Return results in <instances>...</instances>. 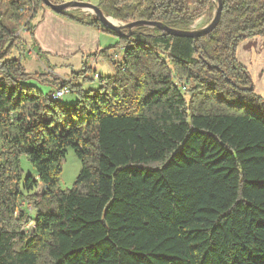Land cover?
Returning a JSON list of instances; mask_svg holds the SVG:
<instances>
[{
    "label": "trees",
    "instance_id": "trees-1",
    "mask_svg": "<svg viewBox=\"0 0 264 264\" xmlns=\"http://www.w3.org/2000/svg\"><path fill=\"white\" fill-rule=\"evenodd\" d=\"M213 2L98 7L122 24L188 30ZM44 8H0V264H264V97L236 57L264 38V0H222L217 25L197 37L148 26L118 35L94 15L59 13L118 39L119 60L99 52L114 73L95 89L75 82L84 62L75 81L43 90L12 54L19 26L33 38ZM61 88L71 104L52 98ZM69 148L81 169L61 189ZM22 157L34 172L23 174Z\"/></svg>",
    "mask_w": 264,
    "mask_h": 264
},
{
    "label": "rangeland",
    "instance_id": "rangeland-1",
    "mask_svg": "<svg viewBox=\"0 0 264 264\" xmlns=\"http://www.w3.org/2000/svg\"><path fill=\"white\" fill-rule=\"evenodd\" d=\"M82 2L98 6L99 0H82ZM213 3L214 4H212V11H207L202 14V16L194 22L190 29H198L205 26L211 21L215 9V2ZM6 7L7 0H0V8L2 10H6ZM47 9L49 8L46 7L42 11ZM42 11L36 16L34 24L41 19ZM8 21V19H5L4 23L9 27L12 24ZM118 22V24H122L120 21ZM16 35L21 37L19 38V47L21 48H14L12 54L14 56L18 55L23 60L25 71L32 77V84L39 86L43 90H46L47 86H49V88H52L55 81H57L56 79L62 81L76 80L78 76L74 75V72H79L83 68L84 64L82 65L81 62H83L84 60L80 59L78 56L73 58L53 56L47 51L39 50V48L33 43V38H31L30 34L24 30L23 26H19V30ZM103 35H106L108 39L110 38V42H112L110 46L105 47L108 48V54H110L114 60H119L122 51L120 47L116 48V44L118 42L117 37L107 33H104ZM7 45L8 42L5 43L4 47H6ZM236 57L239 62L243 64L249 71L255 92L264 97V38L256 36L245 40L238 46ZM60 59H68V62H65L64 65H62ZM94 60L95 58L93 57V55L89 56L87 60L88 68H86L87 71L85 73V76L88 81L86 83H82V81L86 79L82 77H79V79L75 81L81 84L83 88L95 89L97 87L98 80L93 78L94 74H99V77H107L112 74V65L107 58H104L102 56L99 57L95 62ZM75 99L76 95L74 93L67 92L63 95L61 101L63 103L71 104ZM21 168L24 175L34 172V170L31 168L24 157L21 158ZM80 169L81 162L77 159L70 148L67 149L66 156L61 164V174L59 176L58 187L61 189L70 188L75 181ZM41 190L42 187L41 185H39V187L35 191L40 192ZM22 209H26V211L30 212V214L33 212L32 208H30L26 204V202L22 203ZM29 226L30 225H27L26 227Z\"/></svg>",
    "mask_w": 264,
    "mask_h": 264
},
{
    "label": "crops",
    "instance_id": "crops-1",
    "mask_svg": "<svg viewBox=\"0 0 264 264\" xmlns=\"http://www.w3.org/2000/svg\"><path fill=\"white\" fill-rule=\"evenodd\" d=\"M64 14L81 17V15L86 16L90 13L83 9L70 8L65 10ZM104 33L100 29L79 24L47 9L42 11L41 19L35 26L33 43L39 50L47 51L53 56L69 58L78 56L84 60L81 62L83 65L84 62L87 63L89 55H93L95 62L99 57H102L99 52L111 45L110 38L103 35ZM68 59H60L62 65L68 62ZM113 73L114 71L109 76H112Z\"/></svg>",
    "mask_w": 264,
    "mask_h": 264
},
{
    "label": "water",
    "instance_id": "water-1",
    "mask_svg": "<svg viewBox=\"0 0 264 264\" xmlns=\"http://www.w3.org/2000/svg\"><path fill=\"white\" fill-rule=\"evenodd\" d=\"M215 9H214V14L213 18L209 23H207L205 26L196 28V29H188V30H179V29H174L171 27H168L166 25H163L162 23L159 22H154V21H135V22H130L127 24H118L119 22L115 19H113L110 16L104 15L101 9L98 6L85 3L82 1H63L62 3L59 4H53L49 0H42L44 5L48 7L51 11L59 14V13H64L65 10L70 9V8H78V9H83L87 11L90 14H93L99 22L103 25L104 28L118 34H125V30H128V34L132 31V29L140 26H148V27H154L157 28L158 30L167 33L169 35L177 36V37H197L201 36L204 34H207L213 28L217 25L220 19V14H221V9H222V0H215ZM115 22V23H114ZM253 88V85L250 87V89Z\"/></svg>",
    "mask_w": 264,
    "mask_h": 264
},
{
    "label": "built area",
    "instance_id": "built-area-1",
    "mask_svg": "<svg viewBox=\"0 0 264 264\" xmlns=\"http://www.w3.org/2000/svg\"><path fill=\"white\" fill-rule=\"evenodd\" d=\"M93 78H95L96 80L100 81L101 85H105V81L101 80L98 74H94ZM67 93V89L66 88H61V89H57L53 92L52 94V98L53 99H60L63 97V95Z\"/></svg>",
    "mask_w": 264,
    "mask_h": 264
},
{
    "label": "bare ground",
    "instance_id": "bare-ground-1",
    "mask_svg": "<svg viewBox=\"0 0 264 264\" xmlns=\"http://www.w3.org/2000/svg\"><path fill=\"white\" fill-rule=\"evenodd\" d=\"M115 23V22H114Z\"/></svg>",
    "mask_w": 264,
    "mask_h": 264
}]
</instances>
